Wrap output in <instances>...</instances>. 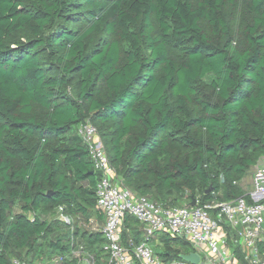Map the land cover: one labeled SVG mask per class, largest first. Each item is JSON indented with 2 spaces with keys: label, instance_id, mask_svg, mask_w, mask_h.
Instances as JSON below:
<instances>
[{
  "label": "trees",
  "instance_id": "16d2710c",
  "mask_svg": "<svg viewBox=\"0 0 264 264\" xmlns=\"http://www.w3.org/2000/svg\"><path fill=\"white\" fill-rule=\"evenodd\" d=\"M87 122L141 196L242 197L264 156V0H0V264H80L78 240L107 264L79 226L100 181Z\"/></svg>",
  "mask_w": 264,
  "mask_h": 264
},
{
  "label": "built area",
  "instance_id": "2783aa9c",
  "mask_svg": "<svg viewBox=\"0 0 264 264\" xmlns=\"http://www.w3.org/2000/svg\"><path fill=\"white\" fill-rule=\"evenodd\" d=\"M79 135L88 145L100 175L96 208L105 219L98 232L105 239L107 264H194L181 257L163 261L150 243L157 234L187 242L191 253L199 255L198 264H264V156L252 168L251 184L242 197L204 202L198 196L195 207H169L122 184L95 126L85 123L79 127ZM59 211V220L70 225L71 219L62 214V208ZM128 217L139 223L143 242L137 244L129 237L123 243ZM230 242L238 244L245 254L239 257ZM69 258H80V264L96 261L83 244H78ZM12 264L25 263L15 259Z\"/></svg>",
  "mask_w": 264,
  "mask_h": 264
},
{
  "label": "rangeland",
  "instance_id": "374dc122",
  "mask_svg": "<svg viewBox=\"0 0 264 264\" xmlns=\"http://www.w3.org/2000/svg\"><path fill=\"white\" fill-rule=\"evenodd\" d=\"M98 130V129H97ZM99 133V137H101L100 132L98 130ZM78 134H79V129H78ZM252 176V169L249 171V173L247 174V176L244 177V179H242L238 185V187L240 189H242L243 191L248 189L250 184H251V177ZM119 180L122 182L123 185L127 186L120 178ZM221 196V194L219 193L217 196ZM79 226L81 228V230L87 231V230H91L92 226L90 223H88L83 217H81L80 221H79ZM139 226V225H138ZM91 228V229H90ZM144 237V236H143ZM145 239V238H144ZM242 242V240H240V243ZM151 245L153 246L154 250L158 253V254H163L166 250H169L172 253V258H164L160 255L161 259H163V261H170L173 259H177L178 256L182 255V254H187V253H191V245H189L187 242L185 241H179V240H174L168 236H166L165 234H157L154 239L150 240ZM76 244H83V241H76ZM229 246L234 249L235 251L239 248V245L234 243V242H230ZM86 249V248H85ZM88 253V252H87ZM93 256V255H91ZM96 260V258H95ZM94 264H97L96 261L94 262Z\"/></svg>",
  "mask_w": 264,
  "mask_h": 264
},
{
  "label": "crops",
  "instance_id": "0c3cea01",
  "mask_svg": "<svg viewBox=\"0 0 264 264\" xmlns=\"http://www.w3.org/2000/svg\"><path fill=\"white\" fill-rule=\"evenodd\" d=\"M97 211V215H95V216H92L91 218H89V219H85L88 223H90L91 224V230H87L88 232H90V233H95V232H98V230L104 225V223H105V219H104V216L100 213V212H98V210H96ZM81 219V218H80Z\"/></svg>",
  "mask_w": 264,
  "mask_h": 264
},
{
  "label": "water",
  "instance_id": "95a60500",
  "mask_svg": "<svg viewBox=\"0 0 264 264\" xmlns=\"http://www.w3.org/2000/svg\"><path fill=\"white\" fill-rule=\"evenodd\" d=\"M197 205V202L196 200H193L190 204L191 207H195ZM263 229H264V224H263ZM181 259L187 261V262H191V263H194V264H198L199 261H200V257L198 254H195V253H191V254H188V255H181L180 256Z\"/></svg>",
  "mask_w": 264,
  "mask_h": 264
}]
</instances>
